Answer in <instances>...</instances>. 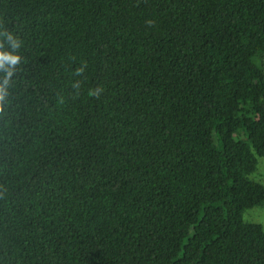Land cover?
<instances>
[{
  "label": "trees",
  "instance_id": "1",
  "mask_svg": "<svg viewBox=\"0 0 264 264\" xmlns=\"http://www.w3.org/2000/svg\"><path fill=\"white\" fill-rule=\"evenodd\" d=\"M5 30L0 264H264V0H0Z\"/></svg>",
  "mask_w": 264,
  "mask_h": 264
},
{
  "label": "clouds",
  "instance_id": "2",
  "mask_svg": "<svg viewBox=\"0 0 264 264\" xmlns=\"http://www.w3.org/2000/svg\"><path fill=\"white\" fill-rule=\"evenodd\" d=\"M5 44L8 45L9 50H5ZM20 47L21 42L11 32L0 31V72L4 73L3 79H0V112L4 110L5 97L9 95L8 88L11 79L21 63V56L18 54ZM79 74L78 71L77 75ZM73 87H78V84H74ZM99 92L100 89H96L90 95L98 96Z\"/></svg>",
  "mask_w": 264,
  "mask_h": 264
},
{
  "label": "rangeland",
  "instance_id": "3",
  "mask_svg": "<svg viewBox=\"0 0 264 264\" xmlns=\"http://www.w3.org/2000/svg\"><path fill=\"white\" fill-rule=\"evenodd\" d=\"M249 179L264 186V158L257 157L256 171L249 176ZM243 220L248 223H258L264 229V205L246 210L243 214Z\"/></svg>",
  "mask_w": 264,
  "mask_h": 264
}]
</instances>
